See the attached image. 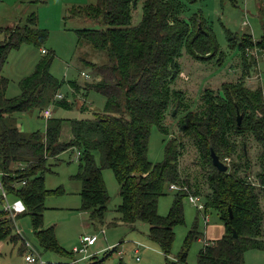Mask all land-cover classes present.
Segmentation results:
<instances>
[{
  "label": "trees",
  "instance_id": "trees-1",
  "mask_svg": "<svg viewBox=\"0 0 264 264\" xmlns=\"http://www.w3.org/2000/svg\"><path fill=\"white\" fill-rule=\"evenodd\" d=\"M188 4L186 0H98L94 5L69 9L65 20L88 19L103 27L76 33L95 52L106 55L101 64L88 62L95 75L83 88L102 94L106 105L92 119H47L44 133H24L16 115L43 111L51 104L73 108L72 103L57 99L61 82L51 74L54 56L39 61L33 74L22 80L21 94L15 98L7 96L9 79L3 70L12 50L24 43L41 47L48 31L38 27L35 14L25 26L0 27V34L5 36L0 43V172L10 198L23 200L27 207L14 221L0 201V243L23 240L16 234V222L29 216L45 251L73 257V251L59 244L54 228H44V213L46 199L64 192L62 188L46 189L45 175L52 172L50 161L75 149L79 173L73 179L82 183L81 210L91 212L93 225L105 224L110 196L103 171L112 170L120 184V221L133 230L138 222L149 224V240L159 246L167 261L175 229L185 223L183 200L191 196L203 198L205 211H216L225 228L221 239L200 251L198 264H246L248 251H264V90L247 86L258 60L256 56L250 59L246 52L256 49L264 54V35L260 40L251 34L242 38L231 35L230 47L239 51L241 78L223 83L219 90L205 89L197 108L192 109L186 92L176 88L184 51L194 61L217 60L219 66L224 56L204 17H183ZM140 5L142 20L135 24L134 14ZM72 86L80 88L76 83ZM175 110L182 114L179 134L173 133L167 143L164 161L153 164L148 157L151 130L157 126L168 135L166 118ZM67 123L71 134L64 141ZM249 136L261 151L260 185L250 181L253 164L245 147ZM213 151L229 167L227 172L214 165ZM187 156L193 157L190 165L194 169L185 165ZM172 186L178 190L169 215L163 217L159 202ZM194 238L198 239V233L191 231L187 240ZM22 243V252L28 253L27 244ZM117 249L106 253L105 260ZM187 257L186 247L174 264H187ZM96 258L89 264H104Z\"/></svg>",
  "mask_w": 264,
  "mask_h": 264
},
{
  "label": "rangeland",
  "instance_id": "rangeland-1",
  "mask_svg": "<svg viewBox=\"0 0 264 264\" xmlns=\"http://www.w3.org/2000/svg\"><path fill=\"white\" fill-rule=\"evenodd\" d=\"M97 2L98 0H0V27H15L17 24L25 26L29 18L35 14L38 17V27L47 30L49 35L41 47L24 43L19 49L10 52L3 70L4 77L9 79L7 91L9 98L19 96L22 80L33 74L43 57L53 55L51 74L61 82L58 95H62L63 100L72 103L73 108L66 109L58 104H51L46 109L51 110L52 118L92 119L95 113L104 111L106 98L96 91L86 92L83 88L94 80L95 75L93 67L88 65V62L101 64L106 61V55L95 52L88 43L80 41L76 33L78 30H100L103 27L88 19L65 20L68 10L72 7L94 5ZM186 2L189 3L188 11L183 17L186 20L195 14L204 17L213 29L224 56V62L220 66L217 65V60L209 63L194 61L185 51L179 60L182 76L177 81L176 88L186 92L189 104L192 105V109H196L205 89L219 90L223 83L237 82L241 78L239 51L237 48L230 47L229 38L232 36L242 38L245 34L253 35L255 40L263 37L264 0H195L193 3L186 0ZM142 15L140 5L134 14L135 24L142 20ZM4 39L5 36L0 34V43ZM43 51L46 53L43 54ZM255 51L257 50H246L252 60ZM257 60L254 72L247 80V86L249 88L261 86L264 90V54L262 52L258 51ZM72 83L78 84L80 88H73ZM46 109L17 114L18 127L28 134L36 131L44 133L47 124L44 116ZM83 110L85 112H82ZM170 114L167 115L165 122L170 128L168 135L162 133L157 126L151 130L148 157L153 164L164 161L167 143L173 137V133L179 134L178 122L182 114L177 110L173 113L176 118ZM70 134V125L67 123L63 133L64 141L68 140L67 137H70ZM245 147L253 164L250 181L260 185L257 173L260 171L261 151L251 136L248 137V144ZM78 157V151L74 149L50 161L52 172L45 175L46 189L57 191L62 188L64 192L58 195L52 194L46 199L44 228L53 227L59 244L70 253L75 247L81 246L83 237L98 236L96 245L89 250L91 258L80 264L91 263V259L95 256L98 261H104V264H174L178 262L180 253L186 247L188 248L187 264H198L199 253L206 245L204 235L207 237L211 232V236L216 237L218 235L216 230L223 227L216 211L207 212L204 208H200L205 206L203 198L196 197V203H193L190 197L184 198L185 223L175 229V241L167 261L166 255L159 246L149 240V224L138 222L133 230L120 221L121 215L117 211L122 204L120 184L112 170L103 171L110 196L105 224H92L91 212L81 210L82 183L73 179L79 173ZM193 162V157L187 156L184 163L189 164L190 169H194V166L190 165ZM97 163L101 164L100 155H97ZM166 191V196L159 202V214L163 217L169 215L177 193L170 188ZM262 207L264 209V199ZM115 221L117 225L113 226ZM17 223L16 234L23 240L16 243L9 241L0 243L2 255L0 264H29L25 260L28 253L22 252V242L28 244L29 249L33 248L45 264H73L74 260L82 257L75 254L73 257H66L45 251L35 236L31 218L22 216ZM102 231H105V234ZM191 231L198 233V239L187 240ZM137 246L142 247L140 255L135 253ZM115 247L118 248L117 251L105 260L106 253ZM245 261L246 264H264V251H248Z\"/></svg>",
  "mask_w": 264,
  "mask_h": 264
},
{
  "label": "built area",
  "instance_id": "built-area-1",
  "mask_svg": "<svg viewBox=\"0 0 264 264\" xmlns=\"http://www.w3.org/2000/svg\"><path fill=\"white\" fill-rule=\"evenodd\" d=\"M43 53H45V51H43ZM257 54H258V51H255L254 56L257 57ZM86 77H88V76H86ZM57 99L63 100V96L58 95ZM44 116L46 119H50V118H52L53 113L51 112V110L47 109L44 112ZM227 161L230 162V160H227ZM3 178H4V174L2 172H0V201L2 203L3 211L8 215V217L12 218L15 221L18 216L26 213L27 207H26L25 203L23 202V200H21V199L13 200L10 198L9 193L5 187V183H4ZM171 190H178V188L176 186H172ZM190 198H191V201L193 203H196V199H197L196 197L191 196ZM200 208L203 209L204 206H200ZM102 232H103V234H105V231H102ZM97 241H98V236H85V237H83L81 239V246L75 247L73 249V253L75 255H82V257L80 259L74 260L73 263H81L82 261H85V260L91 258V256L89 255V250L91 247L96 245ZM207 244H209V243L206 242V245ZM27 247H28V254L25 257V260L27 263H29V264H45L33 248L29 249L28 244H27ZM138 247H140V246H138ZM137 253H138V250H137Z\"/></svg>",
  "mask_w": 264,
  "mask_h": 264
},
{
  "label": "crops",
  "instance_id": "crops-1",
  "mask_svg": "<svg viewBox=\"0 0 264 264\" xmlns=\"http://www.w3.org/2000/svg\"><path fill=\"white\" fill-rule=\"evenodd\" d=\"M82 185V184H81ZM82 190V189H81ZM216 232L218 233V235L215 237V236H211V232H210V234L206 237L205 235H204V242H208V243H213L214 241H217V240H219V239H221L222 237H223V235H224V233H225V228H224V226L223 227H219L218 228V230H216ZM1 246V245H0ZM92 248V247H91ZM90 248V249H91ZM142 248V247H141ZM141 248L140 247H135V253H136V255H140V253H141ZM137 250H138V253H137ZM75 257V256H74ZM89 260V259H88ZM85 261H87V260H85Z\"/></svg>",
  "mask_w": 264,
  "mask_h": 264
},
{
  "label": "water",
  "instance_id": "water-1",
  "mask_svg": "<svg viewBox=\"0 0 264 264\" xmlns=\"http://www.w3.org/2000/svg\"><path fill=\"white\" fill-rule=\"evenodd\" d=\"M238 121L239 124H241V116H238ZM212 158L214 165L218 168L219 171L227 172L229 170V167L220 160V158L216 155L214 151L212 152ZM235 237H237V234H235Z\"/></svg>",
  "mask_w": 264,
  "mask_h": 264
}]
</instances>
